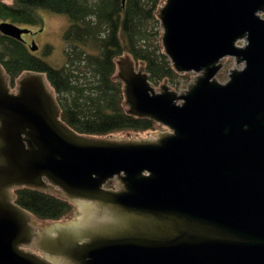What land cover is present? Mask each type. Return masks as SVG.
I'll return each mask as SVG.
<instances>
[{
    "label": "water",
    "instance_id": "water-1",
    "mask_svg": "<svg viewBox=\"0 0 264 264\" xmlns=\"http://www.w3.org/2000/svg\"><path fill=\"white\" fill-rule=\"evenodd\" d=\"M263 11L264 0L161 5L166 53L181 73H198L186 91L165 84L161 91L128 56L118 61V76L130 113L173 130L162 138L80 134L60 118L44 73H27L15 95L0 63V264H75L61 250H47L43 258L21 245L31 240L33 229L48 244H58L62 233L81 240L83 232L101 230L112 223L98 219L102 201L110 200L183 211L262 243L102 242L84 249L80 264H264ZM0 31L19 40L30 32L9 21L0 23ZM37 49L33 42L31 50ZM227 57L245 66H234L229 81L220 83L218 72ZM144 171L152 176L140 178ZM123 174L131 193L103 188ZM24 186H52L77 200L75 217H35L15 202L14 190Z\"/></svg>",
    "mask_w": 264,
    "mask_h": 264
},
{
    "label": "trees",
    "instance_id": "trees-1",
    "mask_svg": "<svg viewBox=\"0 0 264 264\" xmlns=\"http://www.w3.org/2000/svg\"><path fill=\"white\" fill-rule=\"evenodd\" d=\"M163 0H0V20L17 25L41 22L37 9L67 14L66 63L57 68L39 58L19 39L0 31V63L12 86L27 71L46 73L61 105V118L83 135L156 130L158 122L128 110L118 61L129 56L143 65L152 84H181V73L161 45L159 8ZM15 202L47 221L67 218L74 201L49 191L20 187Z\"/></svg>",
    "mask_w": 264,
    "mask_h": 264
},
{
    "label": "flooded vegetation",
    "instance_id": "flooded-vegetation-1",
    "mask_svg": "<svg viewBox=\"0 0 264 264\" xmlns=\"http://www.w3.org/2000/svg\"><path fill=\"white\" fill-rule=\"evenodd\" d=\"M1 22L3 21H0V23ZM21 41L29 48V39L23 35ZM32 53L36 55L35 52ZM29 72L35 71H27L23 73L17 79L15 87L12 86L9 81L11 94L16 95L19 93L20 81ZM44 74L46 75V73ZM48 83L49 89L53 92L56 102L60 107L61 118V105L58 100L57 92L49 79ZM147 176H152V173L144 171L140 178ZM125 177L126 175L123 174L110 179L105 183L103 188L110 193L115 192V194L131 193L132 189L125 180ZM74 202L76 206L79 204L77 200ZM102 203L104 207L101 208V210L99 209L98 219L107 218L112 223H107L101 230L83 232V234H81V240L73 239L70 235L65 236L63 235L64 233H62L58 236H61V241H58V244H48L43 242L41 237L37 236L38 232L33 229L34 234L32 235L31 240L22 244L21 249L25 252L35 253L43 258L47 256V250H61L60 253L62 256L68 260H73L72 262L75 264H80L79 255H81L83 250L88 247H95L102 242L112 244L136 243L140 245H148L174 244L183 240L216 239L233 243L242 242L247 245L262 243L258 238L246 235L231 228L223 227L183 211L174 209L131 207L112 200L102 201ZM81 217L79 219H81ZM72 253H74V256H72Z\"/></svg>",
    "mask_w": 264,
    "mask_h": 264
},
{
    "label": "rangeland",
    "instance_id": "rangeland-1",
    "mask_svg": "<svg viewBox=\"0 0 264 264\" xmlns=\"http://www.w3.org/2000/svg\"><path fill=\"white\" fill-rule=\"evenodd\" d=\"M166 0H163L162 5ZM37 13L39 17L41 18V22L38 24H31V25H20L22 28L29 29L30 32L27 34H24V37L29 39L30 46L29 49H31L32 43L35 42L38 46V49L36 51H32L36 53V56L39 58L45 59L53 66L60 68L65 65L66 63V40H65V33L68 30V28L72 24L71 18L67 14H61V13H55L48 9L39 8L37 9ZM261 16L264 18V11L261 12ZM2 21V20H0ZM5 21V20H3ZM159 29L161 30V45H163V34H164V28L163 24L160 21L159 23ZM244 41H240L239 45H243ZM128 57L123 56L121 58ZM131 58V57H130ZM120 61V58H119ZM223 63L221 65V69L218 72V80L220 83L228 82L230 79V76L232 74L234 66H245V63L242 61L240 62L239 59L235 57H227L224 58ZM137 70L139 67H143V65H136ZM120 68L118 69V71ZM189 73V80L181 79V84L177 85L176 83H170L169 81H163L159 83L158 85H154V88L159 89L163 91V86L169 85L181 90L186 91L194 77L198 72H188ZM117 77L118 72H117ZM120 79V78H119ZM122 81V79H120ZM124 82V81H123ZM126 106L128 110L131 109V105L125 99ZM158 128L156 130L151 131H143V132H115L109 135L105 136H130V137H159L162 138L164 136L165 131H173L170 127L158 123ZM113 182V181H112ZM46 188V189H45ZM45 191H49L55 194L63 195L60 191L53 188L52 186L45 187ZM15 196V193H14ZM68 217H75L74 212H72ZM35 251V250H34Z\"/></svg>",
    "mask_w": 264,
    "mask_h": 264
}]
</instances>
